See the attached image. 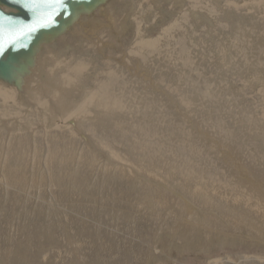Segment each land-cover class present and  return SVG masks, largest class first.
Returning <instances> with one entry per match:
<instances>
[{"label": "rangeland", "instance_id": "rangeland-1", "mask_svg": "<svg viewBox=\"0 0 264 264\" xmlns=\"http://www.w3.org/2000/svg\"><path fill=\"white\" fill-rule=\"evenodd\" d=\"M76 35L31 97L0 84V264H264V0Z\"/></svg>", "mask_w": 264, "mask_h": 264}, {"label": "water", "instance_id": "water-1", "mask_svg": "<svg viewBox=\"0 0 264 264\" xmlns=\"http://www.w3.org/2000/svg\"><path fill=\"white\" fill-rule=\"evenodd\" d=\"M116 0H69L66 6L37 0L34 12L26 11L11 0H0V12L7 20L0 24V84L14 89L20 100H26L28 90L37 80H46L41 69L48 53L57 52L60 45L76 37L77 32L111 8ZM66 7L67 11L63 10ZM49 20L51 21L49 23ZM47 24V27H39ZM37 26V31L23 38V32ZM76 35V36H75ZM16 41L15 44L12 42ZM69 47H66V49Z\"/></svg>", "mask_w": 264, "mask_h": 264}, {"label": "snow or ice", "instance_id": "snow-or-ice-1", "mask_svg": "<svg viewBox=\"0 0 264 264\" xmlns=\"http://www.w3.org/2000/svg\"><path fill=\"white\" fill-rule=\"evenodd\" d=\"M47 2L52 3V4H59L62 7L66 6L69 0H47ZM11 3L18 5L19 7L25 9L26 11L29 12H34L37 4V0H11ZM63 10L67 11L66 7L63 8ZM7 20L9 23H16L15 21H12L10 18H6L4 13L0 12V24H3ZM51 21L49 20V23ZM47 24H41L39 27H47ZM37 26H33L30 28H27L24 32L23 35L18 37L19 39L23 40L24 37L29 36L37 31ZM13 44L16 43V41L12 42ZM5 49L3 47H0V55L3 54Z\"/></svg>", "mask_w": 264, "mask_h": 264}, {"label": "bare ground", "instance_id": "bare-ground-1", "mask_svg": "<svg viewBox=\"0 0 264 264\" xmlns=\"http://www.w3.org/2000/svg\"><path fill=\"white\" fill-rule=\"evenodd\" d=\"M110 15H111V14H110ZM113 16H114V15H113ZM114 23H115V22H114ZM98 24H99V23H98ZM113 25H114V24H113ZM104 27H105V26H104ZM92 31H93V30H92ZM90 34H91V33H90ZM94 34H95V33H94ZM124 34H125V33H124ZM92 35H93V34H92ZM96 36H97V35H96ZM96 36H95V37H96ZM100 43H101V42H100ZM102 46H103V45H102ZM104 46H105V45H104ZM103 49H105V47H104ZM104 51H105V50H104ZM54 65H55V64H54ZM61 68H62V67H61ZM41 69H42V68H41ZM58 69H59V68H58ZM45 71H46V70H45ZM74 71H75V70H74ZM79 71H80V70H79ZM77 72H78V71H77ZM69 73H70V72H69ZM76 74H77V73H76ZM78 74H79V73H78ZM70 75H71V74H70ZM73 75H74V73H73ZM73 77H74V76H73ZM73 77H71V78L73 79ZM75 77H76V76H75ZM65 78H66V77H65ZM67 78H69V77H67ZM72 79H71V80H72ZM46 80H47V79H46ZM46 80H45V81H46ZM49 80H50V79H49ZM71 80H70V81H71ZM37 81H38V80H37ZM51 81H52V80H51ZM68 81H69V80H68ZM73 81H74V80H73ZM43 82H44V81H43ZM66 82H67V81H66ZM53 85H54V83H53L52 85L50 84V86H53ZM54 86H55V85H54ZM3 89H4V88H3ZM0 91H1V90H0ZM4 92L7 93V94L9 93V91H5V90H4ZM28 92H29V91H28ZM29 97H31V95H30ZM99 103H100V101H99ZM101 104H102V102H101ZM102 106H103V104H102ZM105 107H106V105H105ZM111 107H112V106H111ZM102 109H103V107H102ZM183 109H184V108H183ZM104 110H105V109H104ZM112 110H113V109H112ZM107 111H108V110H107ZM107 111H106V112H107ZM74 121H75V120H74ZM160 127H161V126H160ZM82 132H83V131H82ZM84 137H85V136H84ZM87 140H88V139H87ZM6 192H7V191H6ZM179 196H180V195H179ZM181 198H182V197H181ZM183 200H184V199H183ZM186 203H187V201H186ZM191 205H192V204H191ZM191 212H193V211H191ZM169 224H171V223H169ZM186 225H187V224H186ZM179 227H180V226H179ZM182 227H183V226H182ZM186 227H187V226H186ZM188 230H189V229H188ZM188 232H189V231H188ZM180 235H181V234H180ZM189 236H190V235H189ZM118 245H119V244H118ZM116 248H117V247H116ZM127 251H128V250H127ZM77 263H78V262H77ZM17 264H18V263H17Z\"/></svg>", "mask_w": 264, "mask_h": 264}]
</instances>
